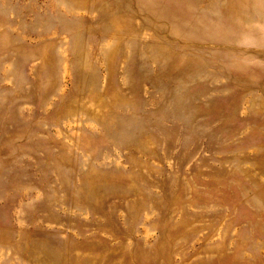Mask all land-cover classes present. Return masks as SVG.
<instances>
[{
    "label": "rangeland",
    "instance_id": "obj_1",
    "mask_svg": "<svg viewBox=\"0 0 264 264\" xmlns=\"http://www.w3.org/2000/svg\"><path fill=\"white\" fill-rule=\"evenodd\" d=\"M0 264H264V0H0Z\"/></svg>",
    "mask_w": 264,
    "mask_h": 264
},
{
    "label": "bare ground",
    "instance_id": "obj_2",
    "mask_svg": "<svg viewBox=\"0 0 264 264\" xmlns=\"http://www.w3.org/2000/svg\"><path fill=\"white\" fill-rule=\"evenodd\" d=\"M188 20H190L189 22H191V25H194V27H197V26L199 27L203 22H207L208 21V17L203 14V15H200L198 17H193V18L188 19ZM186 21L187 20H183L181 22L186 23Z\"/></svg>",
    "mask_w": 264,
    "mask_h": 264
}]
</instances>
